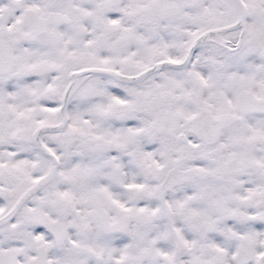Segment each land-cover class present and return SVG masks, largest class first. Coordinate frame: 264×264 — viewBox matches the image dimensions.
I'll list each match as a JSON object with an SVG mask.
<instances>
[{"label": "snow or ice", "instance_id": "obj_1", "mask_svg": "<svg viewBox=\"0 0 264 264\" xmlns=\"http://www.w3.org/2000/svg\"><path fill=\"white\" fill-rule=\"evenodd\" d=\"M0 264H264V0H0Z\"/></svg>", "mask_w": 264, "mask_h": 264}]
</instances>
